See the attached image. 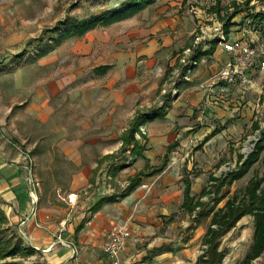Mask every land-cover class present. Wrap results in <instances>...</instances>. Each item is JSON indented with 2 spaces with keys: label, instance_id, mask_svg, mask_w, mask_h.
Instances as JSON below:
<instances>
[{
  "label": "rangeland",
  "instance_id": "rangeland-1",
  "mask_svg": "<svg viewBox=\"0 0 264 264\" xmlns=\"http://www.w3.org/2000/svg\"><path fill=\"white\" fill-rule=\"evenodd\" d=\"M124 1L9 0V8L13 10L0 18V135L3 136L2 141L8 140L14 147L26 152L30 160L29 172L31 175H39L46 196L51 195V191L54 190L58 191L59 195L63 194L69 182L71 183V178L65 175L54 177L49 171H44L49 167V162L41 152L43 148L41 143L45 145L58 134L50 132L48 125L40 127L34 118L38 108L47 112L52 108V103L57 100L67 108L68 112L64 119L71 127L77 122L87 126L99 120L104 121L109 118L111 122H117L121 118L122 129L87 131L92 139L98 138V133L101 137L104 136L101 133H106V138L111 135L114 138L100 143L97 147L101 150L94 149L95 153L106 150L114 153L110 162H104L94 177L95 184L98 182V185L92 188L95 192L94 197H101L100 195L103 194L100 193L103 191L106 196L119 193L126 188L128 179L141 172L148 164L147 162H150L145 159H136L139 156H133L130 151L121 153L119 148L113 151L115 142L113 140L118 137L117 133L123 131V128L127 129L131 117L135 116V111L137 114L150 118L143 119L144 122L139 128L140 133L144 134L143 137H146L145 123L149 120L164 119L178 92L193 86L190 83L195 78L196 71L198 72L200 68L203 71L209 66L218 68L226 60V54L219 46L211 60L208 63L204 61L201 65L204 56L212 54L222 37L232 41L236 38L235 35L244 29L248 32L247 39H264V0H154L152 6L144 9L131 20L98 27L83 35L62 36L64 28L56 29L58 24L67 18L82 20L108 13L119 9ZM234 15L235 17L231 20L234 26L231 27L230 34L225 36L224 24ZM136 27L141 30L136 38L137 43L132 35V30ZM201 30L206 32L207 36L196 40ZM132 44H181V48L169 52L164 47L157 50L152 47L149 53L142 54ZM172 54L174 60L169 65ZM42 58L45 60L43 59L44 63L40 64L39 61ZM104 66L109 67L105 75L100 76L101 79L104 78V81H98L95 77L102 72L95 69ZM257 71L261 72L249 76L253 87H258L257 92L253 93L255 110H252V114L247 116L243 112L244 104L240 108L242 111H232L233 117L230 119H216L213 113L211 117L207 112L202 113L200 114L204 118L202 123H199L197 116L193 119L196 123L193 124L192 129L180 133L171 143L175 146L173 153L170 154L169 163L174 162L171 159H180L185 154L188 155L187 158L193 156L195 161H191L193 168L189 175H186L191 183V194L195 200L200 199L207 206V210L210 207L214 208L213 210L222 207L225 201L233 196H237L239 200L242 197L241 191L252 177L257 176L264 180L263 159L255 164L242 179L234 182L229 188L221 189L219 195L223 196V201L217 206L212 203L215 184L209 182V178H220L234 171L238 166L239 156L245 159L252 152L255 143L261 140L260 132H264V70ZM65 76L68 80L70 78L75 80L64 87L58 96L53 97L49 89L50 84H56ZM187 79L189 84L185 85L184 82H187ZM92 81H98V83ZM83 84L84 87H82ZM200 85L206 86L202 82L197 83L196 86ZM99 86L103 88L102 91H106L99 92V95L103 94L102 99L100 96L91 97V92L88 93L89 100L82 98L85 89L93 87L97 90ZM124 90H132L131 92L137 95V102L132 103L131 110H128L129 105L124 106L126 110L123 109V105L121 107L115 105L116 96L112 94L123 95L122 100H128V97L124 96L125 93H122ZM102 100L105 101V105ZM5 107L11 108L7 116H5ZM154 110H161L157 118L153 116ZM162 113L163 116H161ZM253 125H256L258 129L255 130ZM214 131L216 134L211 137ZM178 132V128H168L163 137L174 140ZM198 132L204 134L202 139L194 141L188 147L184 146L181 152L178 140L188 141L189 133ZM139 137L143 143L142 137ZM207 137L210 138L204 145L203 141ZM161 145L154 147L153 152L162 153L164 156L166 150L162 152ZM262 157H264V150L260 155V158ZM187 158L186 162L181 161L176 167V171L178 168L181 176L185 173ZM157 161L159 165L162 162L161 158ZM82 163L86 164L87 161L84 160ZM121 164L125 167L117 171L113 170ZM60 166H62L63 174L72 170V166ZM199 168H207L208 171L204 177L200 176L198 180H194L200 173ZM202 189H205L207 194L200 198ZM58 194H55L56 198H59ZM78 195H83V191H79ZM177 199L179 197L176 196ZM150 208L146 209L147 214ZM203 210V207L196 208L191 216L178 207L171 208L168 212L169 216L177 220L179 224L173 228L170 235L175 242L176 251H181L184 248L183 243H187V248L192 252L190 255L198 257L202 254L201 238L210 217L197 222V225L191 221H194L198 213ZM155 217H160L159 212ZM145 218L147 220V216ZM115 223L118 224L117 226L127 228L122 221ZM144 224L148 225V222L145 221ZM15 230L0 224V254L4 248H10L17 243L22 245L19 228ZM164 232L165 230H160V235L164 236ZM106 233L101 237V241ZM252 236L253 220L247 216L220 240V249L225 253L222 264H241L249 251ZM139 246L140 244L136 248L140 249ZM9 263L44 264L45 262L35 254L30 257L16 256L0 260V264ZM251 264H264V255Z\"/></svg>",
  "mask_w": 264,
  "mask_h": 264
},
{
  "label": "crops",
  "instance_id": "crops-1",
  "mask_svg": "<svg viewBox=\"0 0 264 264\" xmlns=\"http://www.w3.org/2000/svg\"><path fill=\"white\" fill-rule=\"evenodd\" d=\"M8 2L9 0H0V18L13 10L9 8L10 4ZM139 31L141 30H138L137 27L132 30L135 43H137L136 38L138 37ZM132 45L142 54L149 53L152 47L156 48V50L164 47L169 52L181 48V44ZM219 46L217 45L214 48L210 56H204L205 60H202L201 65L204 64V61L208 63L211 60L219 49ZM172 56L173 54L169 58V65L174 60ZM227 57L226 54V59ZM43 59L45 60V58H42L39 61L40 64L44 63ZM219 67L214 68L209 66L208 69L203 71H201V68L198 72L196 71L197 76L195 75V78L190 83L193 86L186 87L184 90L181 89L178 92L176 98L171 102L170 109L164 116V119L149 120L145 123L147 131L146 137H143L144 134L142 132L140 133L143 143L139 140V135L136 134V140L141 146H144L142 155L136 159L150 161L147 162L149 165L145 163L147 165L144 166L145 168L142 171L158 166V158L162 160L163 154H155L153 152L154 147L156 148L163 144V146L161 145V151L164 152L167 145L175 141L180 133L192 129L193 124L196 123L193 119L198 116L199 123L203 122L204 118L200 114L207 112L210 115L209 117L213 113L216 119H230L233 117L232 111H242L240 108L243 104L242 109L247 116L253 113L252 110L254 111L255 107L252 99L254 97V91L257 92L258 90L257 86L256 88L252 87L243 90H228L222 97L218 94L219 86H214L210 99H207L206 91L202 89L203 85L196 86L199 82H202L204 85L212 83L211 79ZM257 70L264 69H259L257 65H253L248 69L247 73L249 76H253L261 72ZM104 75L105 73L95 78L98 81H104V78H100V76ZM74 80L75 78L68 80L65 76L56 84H50L49 89L53 97L58 96L61 90ZM98 81L92 82L98 83ZM114 82L116 81L114 80ZM184 83H186L185 85L189 84L188 82ZM82 87H84V84ZM101 89H103L101 86L97 90L93 87L85 89L82 98L89 100L90 96L88 93L91 92V97L100 96L102 99L103 94L99 95V92L105 93L106 91H102ZM200 89L202 90L198 91ZM38 91L42 92L41 90ZM131 91H121L125 93L124 96L128 97L126 101L122 100L124 99L122 98L123 95L112 94L117 99H115V105L117 107L123 105V109L125 110V107L129 105L128 110H131L132 103L137 102V95ZM102 102L105 105V101L102 100ZM51 107L47 112L37 107L38 111L35 112L36 115L34 118L40 127L48 125L50 132L58 134L56 138L50 139L45 145L41 143L43 147L41 152L49 162V167L45 168L44 171H49L50 175L54 177L65 175L71 178V183L69 182L63 194L59 195V192L54 190L51 191L52 196H46L39 175H31L29 172L31 170L30 160L26 152L17 149L8 140L2 141L3 136L0 135V213L5 218L6 223L4 225L7 228H12V230L19 228L22 238L18 236L22 241V245L34 250L33 254L45 262L44 264H110L109 260L99 250V244L104 233L112 226L118 225L115 223L116 221H122L126 224L134 241L130 240L127 242L125 248L119 255V264H195L197 256L190 255L192 252L187 248V243H183L182 246L184 248L181 251L175 250V242L170 238V235L173 228L179 224L168 213L171 208H180L182 204L183 183L181 179L183 176H181L178 168L176 171V167H178L181 161L186 162L188 155L185 154L184 157L177 160L171 159L174 162L169 163L168 161L164 170L159 174L151 177L142 176L140 184L127 197L115 203L105 204L95 213H92L91 208L101 198L107 197L103 193L104 191L100 193L103 194L100 195L101 197H94L95 192L92 188L94 185H98V182L95 184L94 177L104 162H110V159L105 158L114 154L112 151L106 149L102 153H95L94 149L98 148L101 150L97 147L100 143L114 138L113 135L106 138V133H101V135H104L101 137L100 133H98V138L92 139L87 134V131L90 129H122L121 118L118 113L117 115L120 119L117 122H111L108 118V120L105 119L104 121L94 120L96 122H91L87 126L77 122L75 123L77 126L74 125L71 127L64 119V116L68 112L67 108L63 107L62 103H59L57 100L52 103ZM10 112L11 108L5 107V116ZM136 115L137 112L135 111ZM135 116L131 117L127 129ZM168 128H178L179 132L176 133L174 140L165 138V136L163 137L165 130L168 131ZM127 129L123 128V131L121 130L120 133H117L118 137L113 140L115 141L113 143V151H116L118 148L120 150V137ZM188 136H190L188 141L178 140L181 146V149H179L181 152H183L184 146L188 147L194 141L201 140L204 134L200 132L196 134L189 133ZM44 149L45 151H43ZM170 154L168 156L169 160ZM84 160L87 161L86 164L82 163ZM191 161H194L193 156L187 158L184 174L189 175V172H191L193 168ZM60 165L72 166V170L63 174L61 170L62 166ZM199 169H201L198 170L200 173L194 180H198L200 176L204 177L208 171L207 168ZM142 178H145V180H142ZM32 189L37 199L35 203H32L33 200L30 197ZM79 191H83V195L79 196ZM109 191L113 193L112 190ZM55 194H58L59 198H56ZM114 194L118 193H113L108 196ZM97 195L99 196V194ZM150 195H152V199L149 200ZM176 196L179 199L176 200ZM176 202L177 205H175ZM149 207L151 208L147 214L146 209ZM157 212L160 214L159 218L155 217ZM146 216L147 220L145 218ZM152 218L154 219L152 220ZM145 221L148 222V225L144 224ZM80 224H84V226L77 231ZM160 230H165L164 236L160 235ZM60 241L68 243L76 249L77 256L75 260L70 259L71 250L62 245ZM137 243L140 244V249L136 248L139 245ZM178 243L180 242L178 241ZM160 247L164 248L162 253H151V250Z\"/></svg>",
  "mask_w": 264,
  "mask_h": 264
},
{
  "label": "trees",
  "instance_id": "trees-1",
  "mask_svg": "<svg viewBox=\"0 0 264 264\" xmlns=\"http://www.w3.org/2000/svg\"><path fill=\"white\" fill-rule=\"evenodd\" d=\"M153 1L154 0H125L121 4V7L119 9L113 10L108 13L90 16L82 20L67 18L64 20V22L59 23L56 29L58 30L60 28H64L62 36L68 37L73 35H83L86 32L95 28L128 20L143 11L144 9H146L147 7H149L153 3ZM234 17L235 15L229 18L224 24L225 36H228L230 34V29L234 26V24L231 22ZM108 68V66H104L99 67L95 70L98 72H102L103 74ZM161 110L152 111L154 114L153 116L157 118L160 115ZM163 115L164 114L162 113L161 116ZM147 117L148 116L143 114H137L129 128L122 133L120 137L121 146L119 150L121 153L130 151L133 156L142 155L144 146H141L138 143L135 136L136 134L142 136L140 134L139 128L141 126V123L144 122L142 120H145V118ZM253 127L255 130L258 129L256 125H253ZM215 134L216 133L214 131L211 137ZM260 137L261 140L255 143L252 152L249 153L245 159H243V156H239L238 166L234 171H231L220 178H209V182L215 184L213 190L214 198L212 199V203L214 206H217V204H219L224 199L222 195H219L222 188H229L234 182L242 179L255 164L264 159V157L260 158V155L264 150V132H260ZM209 138L210 137L204 139L203 144L206 143ZM174 146L175 144L173 143L166 148V154L163 156L160 165L136 173L134 176L128 179L127 186L123 191L118 194L101 198L91 208V212L95 213L103 205L115 203L127 197L140 184L142 176L151 177L161 173L169 161L168 156L173 151ZM110 158H112V156H107L105 159ZM124 167V164H121L117 166V169L113 170L117 171L118 169ZM181 181L183 183V200L180 206L181 210L185 214L191 216L196 208H204V210L198 213L197 217L194 218V221H191V223L194 222L196 224L197 222L202 221L207 217H210L209 224L201 238V245L203 247L202 254L197 257L195 264H222L225 258V253L223 250L220 249V240L225 234L234 229L244 217L247 216L251 217L253 220V236L249 251L241 264H251L253 261L264 255L263 178H258L257 176H254L249 179L246 186L241 191L242 197L239 200H237V196H233L231 199L226 200L222 207L216 210H213L214 208L212 207L208 208L207 210V206L203 204L200 199L198 201L195 200V198L191 194V183L186 174L183 175ZM206 194L207 192L205 191V189H202V191L200 192V198L205 196ZM5 223V218L1 214L0 224L3 225ZM83 226L84 224H80L77 228V231L82 229ZM163 250L164 248L162 247L155 248L151 250V253L160 254L163 252ZM33 253L34 250H32L31 248H24L20 243H17L16 245L10 248H4L2 250V253L0 254V260L6 257L31 256L33 255Z\"/></svg>",
  "mask_w": 264,
  "mask_h": 264
},
{
  "label": "built area",
  "instance_id": "built-area-1",
  "mask_svg": "<svg viewBox=\"0 0 264 264\" xmlns=\"http://www.w3.org/2000/svg\"><path fill=\"white\" fill-rule=\"evenodd\" d=\"M248 32L240 30L232 41L225 40L223 37L218 42L227 59L221 64L218 71L211 79L212 83L206 84L202 89L206 91L207 99L212 96L213 87L219 86L218 94L224 96L228 90H243L253 87L247 71L257 65L259 69H264V39H247ZM207 36L206 32L201 30V34L197 39ZM189 79H187V82ZM31 200L36 202L34 191L30 192ZM134 241L130 231L126 227L117 225L112 226L105 234L103 240L99 244V250L109 260L110 264H119V255L125 248L128 241ZM62 245L71 250L70 259L75 260L77 256L76 249L68 244L61 242Z\"/></svg>",
  "mask_w": 264,
  "mask_h": 264
}]
</instances>
